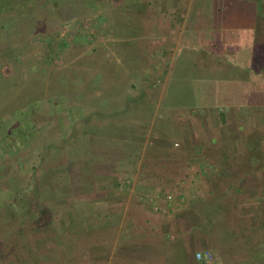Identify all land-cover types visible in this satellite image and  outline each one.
Segmentation results:
<instances>
[{"label":"rangeland","instance_id":"rangeland-1","mask_svg":"<svg viewBox=\"0 0 264 264\" xmlns=\"http://www.w3.org/2000/svg\"><path fill=\"white\" fill-rule=\"evenodd\" d=\"M98 4L97 0H0V264H124V252L132 250L119 245V232L109 239L105 236L104 227L119 224L116 216L106 218L101 228L104 218L87 213L100 210L102 202L90 198L95 195L91 191L100 193L95 189L103 175L131 176L124 167L129 161L119 152L132 144L125 140L140 137L123 138L98 126L110 113L113 121L133 116L132 104L126 101L119 111L121 93L130 84H145L155 95L162 94L165 84L164 96L169 84L182 82L171 80L160 66L177 56L171 36L159 40L146 34L139 40L137 31L125 29L118 38L125 27L117 23L113 35L105 36L101 22L108 15L97 9ZM115 15V20L121 19ZM138 104L143 107V101ZM223 106L216 107L223 112ZM149 107L143 112L151 120L148 149L182 141L170 118L172 111L156 102ZM253 107L264 114V104ZM252 111L246 121L248 132L238 129L233 135L240 140L249 135L248 144L255 145L260 144L255 135L264 118ZM227 214L213 219L228 218ZM229 228L212 226L207 240L211 238L217 248L223 243L232 253L226 259L244 261L242 247L241 254L235 252L238 243ZM217 248L209 251L214 264L222 261ZM162 252L152 255H161L158 264L200 263L195 254L201 250L178 247L174 253Z\"/></svg>","mask_w":264,"mask_h":264},{"label":"crops","instance_id":"crops-1","mask_svg":"<svg viewBox=\"0 0 264 264\" xmlns=\"http://www.w3.org/2000/svg\"><path fill=\"white\" fill-rule=\"evenodd\" d=\"M97 1V9L108 15L101 22L105 36L113 35L116 23L125 27L118 38L125 29L137 31L139 40H145L146 34L159 40L171 36L177 56L160 66L171 80L182 83L169 84L164 96L165 84L158 95L145 84H130L121 93L119 111L126 101L132 104L134 118L113 121L110 113L101 119L100 131L140 138L123 139L132 144L119 152L121 159L131 162L124 164L131 176L103 175L95 189L100 193L91 191L95 195L90 198L102 202L100 210L87 214L104 218L101 228L106 218H118L116 227L103 228L106 238L119 232V245L139 249L124 252V264H133L129 260L158 264L161 255H152L174 253L178 247L212 254L217 247L211 238L207 240L208 229L222 224L230 227L227 232L233 231L235 252L241 254L242 247L244 261L226 259L232 253L222 243L217 248L222 259L218 264H264V122L255 135L260 144H248L249 135L243 140L233 135V130L248 132L246 121L252 110L264 118L261 108H252L264 104V0ZM116 13L121 19L115 20ZM155 102L172 111L174 128L183 136L168 148L147 147L151 120L143 112ZM218 103L224 104L223 112ZM113 165L119 167L117 162ZM222 212H228V218L213 219ZM214 260L198 264H214Z\"/></svg>","mask_w":264,"mask_h":264},{"label":"built area","instance_id":"built-area-1","mask_svg":"<svg viewBox=\"0 0 264 264\" xmlns=\"http://www.w3.org/2000/svg\"><path fill=\"white\" fill-rule=\"evenodd\" d=\"M167 200L171 199V196L166 197ZM212 256L209 252H197L195 254V259L199 262H206L211 260Z\"/></svg>","mask_w":264,"mask_h":264}]
</instances>
